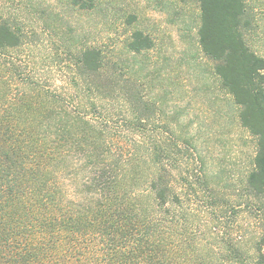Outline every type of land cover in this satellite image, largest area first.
Returning <instances> with one entry per match:
<instances>
[{"label":"trees","instance_id":"obj_1","mask_svg":"<svg viewBox=\"0 0 264 264\" xmlns=\"http://www.w3.org/2000/svg\"><path fill=\"white\" fill-rule=\"evenodd\" d=\"M192 1L199 49L253 138L242 187L264 216V56L247 44L243 0ZM22 39L0 22V264H264L263 218L239 229L243 195L196 167L143 78L89 46L66 63L69 87L54 89L7 57ZM152 47L135 30L126 51Z\"/></svg>","mask_w":264,"mask_h":264},{"label":"rangeland","instance_id":"obj_2","mask_svg":"<svg viewBox=\"0 0 264 264\" xmlns=\"http://www.w3.org/2000/svg\"><path fill=\"white\" fill-rule=\"evenodd\" d=\"M243 1L247 44L264 56V0ZM0 22L23 37L22 46L7 57L22 61L26 72L54 89L69 87L66 63L85 47H97L114 57L121 64L119 74L130 67L127 70L135 79L143 78L148 97L163 103L166 118L177 123L176 135L192 144L199 161L196 167L204 169L208 181L223 194L243 195L241 206L231 209L240 212L239 229L254 230L259 217L264 223L242 187L254 153L253 138L240 126L237 106L220 87L213 63L199 49L198 3L94 0V7L84 10L71 0H0ZM135 30L148 35L153 47L133 56L126 45Z\"/></svg>","mask_w":264,"mask_h":264}]
</instances>
